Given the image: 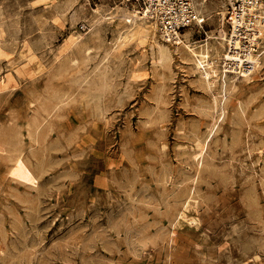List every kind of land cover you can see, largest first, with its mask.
<instances>
[{
  "label": "rangeland",
  "instance_id": "obj_1",
  "mask_svg": "<svg viewBox=\"0 0 264 264\" xmlns=\"http://www.w3.org/2000/svg\"><path fill=\"white\" fill-rule=\"evenodd\" d=\"M63 1L0 0V264H264V62L218 118L184 52L117 47L137 3Z\"/></svg>",
  "mask_w": 264,
  "mask_h": 264
},
{
  "label": "bare ground",
  "instance_id": "obj_2",
  "mask_svg": "<svg viewBox=\"0 0 264 264\" xmlns=\"http://www.w3.org/2000/svg\"><path fill=\"white\" fill-rule=\"evenodd\" d=\"M207 1L208 0H195L194 4L191 5L197 19L195 24L190 25L188 28H192L193 26L197 27L198 32L203 33L204 35V39L201 41L191 42L190 40L193 30L188 28L184 31V33H177L175 37L176 39L173 41L172 37L163 31L157 15L151 13L145 6L134 5L131 9L119 7L115 9V13L121 14L120 19L124 20L128 24V27H125L126 31L120 36L118 35L119 37L116 44L118 48H121L130 42H138L142 44V48L144 50H146L147 46H149L153 53L151 60L153 63L158 64L171 60L172 54L175 52H184L198 71L200 81L203 82L207 88L211 85H216L219 81V92H217L218 94H215L221 95V98L219 99V102H222L221 107H218V105H220L218 104V99L216 97L214 98V103H216V107L219 110L217 112H220V114L218 113L219 116H217L219 118L224 115L223 104L228 95L226 92L234 88V80L239 78L244 81L251 80L254 77V74H256L257 71L259 72L262 67V63L264 62L262 61L264 59V46H262V43L264 42V4H260L254 8L256 19L253 22L251 21V27L253 28H246V26L243 25L247 31H251L252 29L255 34L249 39V48L251 52L248 58L251 68L246 72H242L241 69L229 71L226 67V61L232 60L231 56L227 53L228 31L226 26L227 8L232 3V0L219 1V5L215 6L213 10H207ZM75 2V0H64L59 5L60 9L58 13L56 12L53 15L57 24L60 26L63 25V13L69 10ZM95 18L96 15L87 19L84 15L76 12L75 14H72L69 23L71 27H74L78 21H83L86 22L90 28H92ZM213 18L216 20L215 29L210 32H205L202 24L205 21L212 20ZM81 38L82 35L74 34L73 37H71V40L67 41V47L70 48L72 45L79 43ZM172 47H174V50H171ZM146 51H148V49ZM2 55L3 52L0 49V56ZM4 88V85L0 86V90ZM213 125L215 126V124ZM195 147L199 150L200 157V155L205 153L206 140L197 141ZM188 209V205L185 204L182 210H180L179 216L175 221L176 227L181 226L183 223L193 225L195 227L198 225L196 216L188 213Z\"/></svg>",
  "mask_w": 264,
  "mask_h": 264
},
{
  "label": "built area",
  "instance_id": "obj_3",
  "mask_svg": "<svg viewBox=\"0 0 264 264\" xmlns=\"http://www.w3.org/2000/svg\"><path fill=\"white\" fill-rule=\"evenodd\" d=\"M130 1H134L139 6H145L151 13L157 15L163 31L168 33L173 41L176 39L177 33L181 34L190 25H194L197 19L191 7L195 0ZM260 4H264V0H232V3L227 8V53L232 58V60L226 61V67L229 71L241 69L242 72H246L251 68L248 58L251 52L249 39L255 33L252 29L251 31H247L246 28H253L251 27V21L253 22L256 19L254 8Z\"/></svg>",
  "mask_w": 264,
  "mask_h": 264
}]
</instances>
